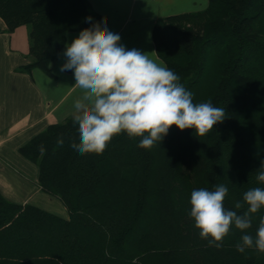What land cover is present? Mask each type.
Instances as JSON below:
<instances>
[{"label":"trees","instance_id":"16d2710c","mask_svg":"<svg viewBox=\"0 0 264 264\" xmlns=\"http://www.w3.org/2000/svg\"><path fill=\"white\" fill-rule=\"evenodd\" d=\"M89 0H0L1 32L29 28L31 61L51 64L67 34L103 21ZM92 17L89 22L86 18ZM157 56L193 94L226 111L204 136L172 126L151 149L120 133L102 154H80L73 116L51 124L18 150L39 168L41 189L59 198L69 218L0 192V264H264L255 248L237 251L244 234L234 226L222 247L200 238L190 218L194 189L224 184L227 209L255 187L264 161V0H208L199 11L160 16ZM58 138L63 145L58 146ZM264 208L252 214L255 236Z\"/></svg>","mask_w":264,"mask_h":264},{"label":"clouds","instance_id":"9594fccd","mask_svg":"<svg viewBox=\"0 0 264 264\" xmlns=\"http://www.w3.org/2000/svg\"><path fill=\"white\" fill-rule=\"evenodd\" d=\"M89 22L92 17L86 18ZM80 31L63 53L66 61L60 71L74 70L75 87L82 95L73 103V122L78 125L79 143L71 147L80 154H102L112 138L127 133L140 137L139 148L151 149L162 142L169 129H193L196 136L209 133L226 117L222 107L210 101L194 103L193 94L179 83L180 77L151 53L128 50L119 43L104 18ZM58 138L57 145H63ZM256 179L264 183V161ZM229 189L224 184L214 190L194 189L190 196V218L199 230L200 238L210 246L222 247L233 226L244 233L236 248L240 253L255 248L264 253V217L255 236L247 232L252 226V214L264 208V188L255 187L243 194L235 209L225 208Z\"/></svg>","mask_w":264,"mask_h":264},{"label":"crops","instance_id":"0c3cea01","mask_svg":"<svg viewBox=\"0 0 264 264\" xmlns=\"http://www.w3.org/2000/svg\"><path fill=\"white\" fill-rule=\"evenodd\" d=\"M91 7L107 19V26L119 34L126 49L133 48L165 63L157 56L153 27L160 16L203 10L208 0H89ZM193 7H191V6ZM185 6V7H183ZM189 10V11H186ZM101 22V20H94ZM0 28L6 29L0 17ZM69 32L66 45L79 36ZM63 47L51 67L55 78L42 69L21 71L30 63L29 28L20 25L12 32L0 33V192L9 201L31 204L69 218L63 202L45 193L38 182L39 168L19 152V148L49 125L73 116L74 101L82 95L75 87L74 70L60 71L66 57Z\"/></svg>","mask_w":264,"mask_h":264},{"label":"rangeland","instance_id":"374dc122","mask_svg":"<svg viewBox=\"0 0 264 264\" xmlns=\"http://www.w3.org/2000/svg\"><path fill=\"white\" fill-rule=\"evenodd\" d=\"M190 6H191V5H190ZM183 7H185V6H183ZM191 7H193V6H191ZM192 9L194 10L195 8H192ZM193 10H192V11H193ZM186 11H189V10H186Z\"/></svg>","mask_w":264,"mask_h":264}]
</instances>
